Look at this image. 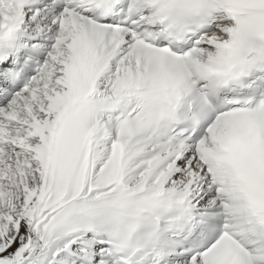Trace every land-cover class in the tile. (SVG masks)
<instances>
[{"label":"snow or ice","instance_id":"snow-or-ice-1","mask_svg":"<svg viewBox=\"0 0 264 264\" xmlns=\"http://www.w3.org/2000/svg\"><path fill=\"white\" fill-rule=\"evenodd\" d=\"M0 264H264V0H0Z\"/></svg>","mask_w":264,"mask_h":264}]
</instances>
